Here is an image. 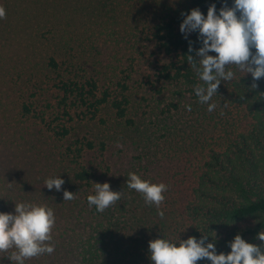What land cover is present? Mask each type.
I'll return each instance as SVG.
<instances>
[{
	"label": "trees",
	"instance_id": "16d2710c",
	"mask_svg": "<svg viewBox=\"0 0 264 264\" xmlns=\"http://www.w3.org/2000/svg\"><path fill=\"white\" fill-rule=\"evenodd\" d=\"M212 3L222 6L0 0V211L43 200L56 217L55 251L26 264H151L148 242L159 236L209 235L218 253L238 233L261 243L254 237L264 231V78L252 88L250 73L228 66L236 76L221 82L209 112L193 91L203 82L179 31L181 13L206 14ZM115 161L127 166L112 187L123 195L100 213L87 196ZM130 171L166 184L170 207L146 205L126 184ZM60 175L75 199L44 186ZM7 255L0 264H10Z\"/></svg>",
	"mask_w": 264,
	"mask_h": 264
},
{
	"label": "clouds",
	"instance_id": "9594fccd",
	"mask_svg": "<svg viewBox=\"0 0 264 264\" xmlns=\"http://www.w3.org/2000/svg\"><path fill=\"white\" fill-rule=\"evenodd\" d=\"M183 19L179 31L189 42L187 55L197 77L202 84L196 85L193 91L201 104H207L212 112L216 103L212 102L217 95L222 81H232L236 73L228 68L235 65L241 72L251 74L252 88H257L255 81L264 78V0H222L217 9L215 3L208 6L205 14L199 7L181 13ZM6 16L0 6V19ZM196 34V41L190 39ZM199 44L197 48L195 45ZM191 53H194L192 55ZM210 53H215L212 55ZM227 69V70H226ZM191 111V105L186 106ZM126 184L129 189L141 194L148 206L158 209L165 200L164 193L168 186L143 179L136 172H128ZM65 180L60 176H50L44 186L48 190L63 191V201L75 199V194L62 189ZM94 193L87 196L88 206L95 207L97 212H104L119 201L121 191L112 190L108 182H94ZM161 217L163 211L159 212ZM56 223L54 209L44 203L30 201L14 202L13 212L0 211V253H7L10 264H26V261L55 251L52 243V230ZM209 235L200 238L180 237L173 241L159 236L148 242L151 264H264V231H259L254 239L260 244L246 241L241 234L227 242L230 249L227 253L217 251L215 238L208 240Z\"/></svg>",
	"mask_w": 264,
	"mask_h": 264
},
{
	"label": "rangeland",
	"instance_id": "374dc122",
	"mask_svg": "<svg viewBox=\"0 0 264 264\" xmlns=\"http://www.w3.org/2000/svg\"><path fill=\"white\" fill-rule=\"evenodd\" d=\"M130 133L133 134V132H130ZM123 144L126 147V144L125 143H123ZM118 145H119V143H117V145L114 147V151H113L116 154H118L117 153ZM179 160L180 159H172L170 161V163L173 164V166L175 167L176 163H178ZM176 167H178V166H176ZM126 168H127V166H125V162L115 161L113 163L111 171L108 174L104 175L102 177V179H99L97 182H99V183L108 182L110 184L111 188L114 187V186H117L120 183V181H122L123 175H124V170ZM134 168H133V170H134ZM161 171L165 172L164 169H161V170H159V173H162ZM152 179H154V178H152ZM167 199L170 200L168 195H167ZM39 203H43V200H39ZM162 205L167 208L168 203L163 201ZM168 206L170 207V205H168Z\"/></svg>",
	"mask_w": 264,
	"mask_h": 264
}]
</instances>
